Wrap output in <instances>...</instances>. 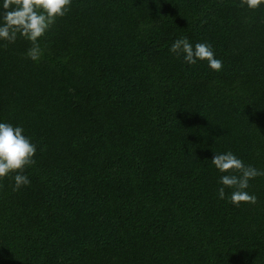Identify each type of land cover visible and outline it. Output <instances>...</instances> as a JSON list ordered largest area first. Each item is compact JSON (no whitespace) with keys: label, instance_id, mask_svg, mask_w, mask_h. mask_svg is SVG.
Wrapping results in <instances>:
<instances>
[{"label":"trees","instance_id":"16d2710c","mask_svg":"<svg viewBox=\"0 0 264 264\" xmlns=\"http://www.w3.org/2000/svg\"><path fill=\"white\" fill-rule=\"evenodd\" d=\"M239 5L72 0L39 61L0 41V123L37 148L29 185L0 180V264H264V176L236 207L212 163L264 170V5Z\"/></svg>","mask_w":264,"mask_h":264},{"label":"clouds","instance_id":"9594fccd","mask_svg":"<svg viewBox=\"0 0 264 264\" xmlns=\"http://www.w3.org/2000/svg\"><path fill=\"white\" fill-rule=\"evenodd\" d=\"M72 0H3L0 5V41L15 43L18 36L30 42L26 58L39 61L43 55L39 40L60 18L71 10ZM264 5V0H240V7L257 10ZM169 51L183 57L185 63L195 65L206 61L213 71H221L222 60L216 58L211 44L198 42L194 46L187 38L174 41ZM36 145L24 135V129L11 123H0V180L15 173L14 190L31 183L24 175L25 169L36 163ZM212 163L222 173L218 189L220 199H224L225 188L233 189L230 202L239 207L241 203L256 204L257 197L249 194V181L264 176V170L252 165H245L231 151L214 154Z\"/></svg>","mask_w":264,"mask_h":264}]
</instances>
